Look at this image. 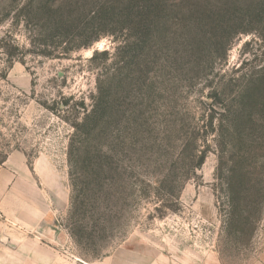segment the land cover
I'll list each match as a JSON object with an SVG mask.
<instances>
[{
	"label": "rangeland",
	"instance_id": "obj_1",
	"mask_svg": "<svg viewBox=\"0 0 264 264\" xmlns=\"http://www.w3.org/2000/svg\"><path fill=\"white\" fill-rule=\"evenodd\" d=\"M5 2L0 0V159L15 151L30 162L48 156L69 193L71 146L89 159L112 147L127 169L122 178L90 184L96 199L57 211L58 226L69 234L61 244L67 253L95 261L119 244H167L170 251L183 249L185 264H264V175L230 177L231 163L221 162L215 132L219 108L210 95L219 76L238 78L262 62L259 35L238 32L246 22L233 17L247 0H176V32L169 33L175 40L140 61L117 49L128 36L120 32L62 57L44 56L33 41L37 26L19 11L22 0L10 7ZM223 7L238 26L227 24L230 32L217 48L212 20ZM109 87L115 102L109 122L97 134L75 132L80 102L90 107ZM256 136L263 140L264 131ZM256 146L239 167L253 170L264 140ZM198 148L206 151L200 165ZM108 203L110 222L102 219ZM71 227L80 232L77 239Z\"/></svg>",
	"mask_w": 264,
	"mask_h": 264
},
{
	"label": "trees",
	"instance_id": "obj_2",
	"mask_svg": "<svg viewBox=\"0 0 264 264\" xmlns=\"http://www.w3.org/2000/svg\"><path fill=\"white\" fill-rule=\"evenodd\" d=\"M176 3V0L170 4L169 0H22L19 11L27 21H33L34 26H37L38 34L33 41L43 47L41 54L44 56L62 57L90 46L105 35L120 32L128 36L123 38L124 41L120 40L122 45L117 49H123L132 61H140L144 56L153 55L155 48L168 49L175 40L176 36L170 37L169 33L176 32L172 22L179 16L175 17L176 12L173 10L177 8ZM11 4L12 0H6L4 7H10ZM229 12L230 9L223 7L215 12L216 18L212 20L216 36L211 41L217 48L223 43L225 34L230 32L227 24L232 22L231 27L238 26V20H233ZM235 12L233 17L246 22V27L243 30L239 28L238 32L256 31L264 44V0H247L241 15ZM105 53L109 54L107 50ZM131 60L129 64L133 63ZM110 87L104 89L103 95L99 92L100 97L97 94L90 107L85 100L80 102L83 111H79L76 121L71 124L75 132L90 136L100 132L109 122L108 113L115 110L114 98L107 92ZM210 95L213 104L219 108L215 132L221 148V162L223 159L224 163L225 159L231 163L227 166L230 177L258 173L263 178L264 152L252 166L253 170L239 167L237 163L251 156V153L255 155L256 143L264 140L256 136L258 131H264V56L261 64L241 77L228 74L219 76L212 85ZM80 153L71 146L70 210L76 209L77 201L86 205L88 199H96L97 191L91 190L90 184H97L104 179L116 180L127 173L118 158V152L112 147L94 152L90 159L91 154L87 155L84 151ZM205 153V150L198 148L195 155L197 165L204 161ZM6 157H2L0 162ZM259 161L263 163L262 166L256 165ZM107 197L111 201L109 193ZM106 209L109 213L102 215V219L110 222L113 208L108 203ZM70 233L77 239L80 232L71 227Z\"/></svg>",
	"mask_w": 264,
	"mask_h": 264
},
{
	"label": "crops",
	"instance_id": "obj_3",
	"mask_svg": "<svg viewBox=\"0 0 264 264\" xmlns=\"http://www.w3.org/2000/svg\"><path fill=\"white\" fill-rule=\"evenodd\" d=\"M70 205V193L53 161L39 155L32 162L15 151L0 162V264H185L180 247L167 244H119L88 261L69 255L57 211Z\"/></svg>",
	"mask_w": 264,
	"mask_h": 264
}]
</instances>
